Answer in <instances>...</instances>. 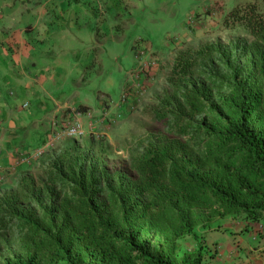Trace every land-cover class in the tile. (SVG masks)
<instances>
[{"label":"trees","instance_id":"1","mask_svg":"<svg viewBox=\"0 0 264 264\" xmlns=\"http://www.w3.org/2000/svg\"><path fill=\"white\" fill-rule=\"evenodd\" d=\"M262 2L222 22L250 40L177 53L128 165L66 142L4 191L0 264H203L178 248L197 228L231 218L264 232Z\"/></svg>","mask_w":264,"mask_h":264},{"label":"crops","instance_id":"2","mask_svg":"<svg viewBox=\"0 0 264 264\" xmlns=\"http://www.w3.org/2000/svg\"><path fill=\"white\" fill-rule=\"evenodd\" d=\"M230 2L241 3L240 0H0V171L5 175L0 183V196L34 163L21 164V155L37 159L40 152L50 149L52 124L63 118L64 105L90 110L88 105L70 99V95L82 88L86 72L95 65L100 49L119 48L126 43L130 48L167 43L163 44L167 50L154 53L162 63L171 64V68L183 46L195 42L203 30L223 24ZM179 13L195 15L197 19L178 42L171 40L169 33L164 40L162 33L158 37L149 33L168 27L175 29L177 18L169 20V16ZM130 50L136 62L137 52ZM165 72L164 68L157 71L149 92L157 89ZM25 103L27 107L23 106ZM108 110L105 102L103 115L90 119L85 116V125L92 120L99 128L100 123L120 115H108ZM223 231L226 237H221L225 239L220 242L222 252L238 248L232 253V258H238L235 264H264L261 224H255L242 236V246L231 229Z\"/></svg>","mask_w":264,"mask_h":264},{"label":"rangeland","instance_id":"3","mask_svg":"<svg viewBox=\"0 0 264 264\" xmlns=\"http://www.w3.org/2000/svg\"><path fill=\"white\" fill-rule=\"evenodd\" d=\"M252 1L255 0H240L241 3ZM236 4L237 3L235 2H230L228 8H226L225 14H227V12ZM262 5L264 9V4ZM195 14H199V12ZM190 16L193 17V15H186L183 13H179L178 16H169V20L171 18H177L178 25L173 27L175 29H170L168 27V29L161 31H149V33L155 35L156 37L163 34L162 40H164V35L166 36L169 33L171 35V40L175 41L176 38L180 40L183 33H185L186 30H190L191 26H193L190 22ZM164 24L163 28H166L167 23L165 20ZM238 39L250 40L251 38L240 27L227 29L222 24L220 27H216V29L203 30L201 35L198 36L195 42L191 45H188L190 43H183L188 46H183L182 50L196 49L207 43H228ZM163 44L165 43L157 42L150 47L145 44H141L139 46H135V48H130V46L126 43L119 48L106 46L104 49H100L96 54L95 65L86 72L82 88L79 89L77 93L72 94V96L70 95V99H75L77 102L88 105L93 118H100L103 115L102 106L105 102L108 104V115H120L114 116L112 120H107L104 124L100 123L97 130L102 132L104 137L96 139L90 133H87L85 136L80 138L69 139L64 137L60 141H57L54 147H50L48 151L61 148L66 142H74L82 151L92 150L98 154H102L116 165H128L129 150L135 148L137 146V141L146 133L156 129V125L147 115V109L153 106L166 91L165 80L171 65L169 63L161 62L158 70H162L164 68L166 72L164 73V76L160 78L157 89L151 92H149V90L144 98L139 102L136 109L129 111L128 113H121V111L118 110V108L121 109L119 107L121 105V95L124 91L125 85L130 80L129 74L136 65L135 58L130 49H135L136 52L145 50L147 51V55H155L154 52L161 53L167 50V47ZM165 45H167V43ZM84 120L86 119L84 118ZM85 126L87 130V124ZM40 157L36 159L33 164L29 165L21 176L36 174L38 171L37 162ZM221 221L215 223L211 228H197L194 236L186 235L182 237L178 242L180 254L183 255L185 251L201 250L205 257V264H211L213 261L214 263L221 264H235L238 258H236V256L235 259L232 258V253L235 254V252L238 251V248L230 247L231 250H228L229 253L222 252L223 250L220 242L222 243L225 239L222 240L221 237H226L223 235V230L227 228L231 229L233 235H238L239 244L242 246V236L251 229L246 230L245 227L242 228V225L244 224L240 219L226 218ZM155 244L158 243L155 242L153 246ZM239 259L241 258L239 257ZM248 264L253 263L250 262Z\"/></svg>","mask_w":264,"mask_h":264},{"label":"built area","instance_id":"4","mask_svg":"<svg viewBox=\"0 0 264 264\" xmlns=\"http://www.w3.org/2000/svg\"><path fill=\"white\" fill-rule=\"evenodd\" d=\"M197 16H190V22L194 23ZM175 41H179L176 38ZM156 55H147V51L140 50L136 53V65L129 74L130 80L125 85L124 91L121 95V105L119 106L124 111H133L138 106L139 102L152 87L153 79L158 71L161 61ZM28 106V103L23 105ZM64 112L63 118L53 121L52 131L48 142L49 147H54L57 141H60L64 137L66 138H80L87 133L92 134L96 139L104 137L102 132L97 130L92 120L86 126L84 123V117L92 118V112L90 110H83L76 105L66 104L62 108ZM40 152L37 156H40ZM35 159L31 155H21L19 162L21 164L29 165ZM5 175L0 171V183L4 181Z\"/></svg>","mask_w":264,"mask_h":264},{"label":"clouds","instance_id":"5","mask_svg":"<svg viewBox=\"0 0 264 264\" xmlns=\"http://www.w3.org/2000/svg\"><path fill=\"white\" fill-rule=\"evenodd\" d=\"M97 129H98V127H97ZM69 139H72V138H69ZM39 157H40V156H39ZM39 157H37V159H38ZM35 160H36V159H35ZM35 160H34V161H35ZM30 165H31V164H30Z\"/></svg>","mask_w":264,"mask_h":264}]
</instances>
